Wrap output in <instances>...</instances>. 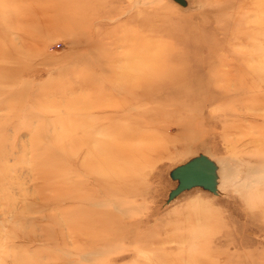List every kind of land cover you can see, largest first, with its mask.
Instances as JSON below:
<instances>
[{
    "label": "rangeland",
    "instance_id": "374dc122",
    "mask_svg": "<svg viewBox=\"0 0 264 264\" xmlns=\"http://www.w3.org/2000/svg\"><path fill=\"white\" fill-rule=\"evenodd\" d=\"M262 68L264 0H0V264H264Z\"/></svg>",
    "mask_w": 264,
    "mask_h": 264
},
{
    "label": "water",
    "instance_id": "95a60500",
    "mask_svg": "<svg viewBox=\"0 0 264 264\" xmlns=\"http://www.w3.org/2000/svg\"><path fill=\"white\" fill-rule=\"evenodd\" d=\"M172 177L177 180V185L170 191L169 199L193 187H201L209 192L216 190V166L203 155L174 168Z\"/></svg>",
    "mask_w": 264,
    "mask_h": 264
},
{
    "label": "bare ground",
    "instance_id": "6f19581e",
    "mask_svg": "<svg viewBox=\"0 0 264 264\" xmlns=\"http://www.w3.org/2000/svg\"><path fill=\"white\" fill-rule=\"evenodd\" d=\"M9 48H11V50H12V55H13V53L15 52L14 51V46H13V44L12 43H10V45H9ZM15 54V53H14ZM14 56V55H13ZM263 70H264V68H262ZM250 70H252V72H257L256 74H258V71H259V66H257L256 68L255 67H253L252 69H250ZM2 74H5V72H4V70H2ZM148 74H150V75H153V73H148ZM147 74V75H148ZM229 74H231V75H233V72L231 71ZM245 75V74H244ZM239 77V76H238ZM1 78H3V76L1 75ZM240 78V77H239ZM191 98V97H190ZM198 98V97H197ZM210 98H212V96L210 97ZM135 101H136V99H134ZM205 100H207V99H205ZM216 100V97L215 98H213V99H211V100H207V102L208 103H211V102H213V101H215ZM127 103V102H126ZM203 103H205L204 101H199L198 102V104H201V106H203ZM204 107V106H203ZM106 108H110V110H114L116 107L113 105V103H110V104H107V106H106ZM138 123L139 124H141V121L140 120H138ZM125 133V135H126V137L125 138H130L133 134L132 133H134V132H130V131H124ZM142 138L143 137H141V138H139L140 140H138L139 141V145L137 146V148H132L131 146H126V147H124V148H122V149H119L117 152H116V156H118V157H123L124 159H126V160H128L129 161V163H133V162H135L136 160H139V159H141L147 152H149L150 150H151V148L149 149V148H146L145 149V147H146V145L144 144V143H142ZM105 166V160L103 161V167ZM105 169H107V171H110L111 169H112V166H111V164H107L104 168H103V171H105ZM122 213V212H121ZM196 262V261H195ZM194 263V261L193 262H191V264H193ZM194 264H202V262H200V263H194Z\"/></svg>",
    "mask_w": 264,
    "mask_h": 264
}]
</instances>
